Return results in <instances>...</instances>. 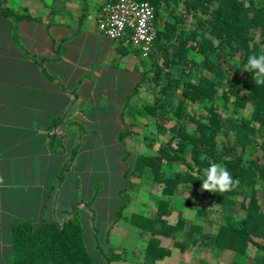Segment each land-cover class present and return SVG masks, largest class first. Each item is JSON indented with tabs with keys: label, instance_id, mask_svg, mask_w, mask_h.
Returning a JSON list of instances; mask_svg holds the SVG:
<instances>
[{
	"label": "crops",
	"instance_id": "crops-1",
	"mask_svg": "<svg viewBox=\"0 0 264 264\" xmlns=\"http://www.w3.org/2000/svg\"><path fill=\"white\" fill-rule=\"evenodd\" d=\"M111 1L0 0V264H11L15 222L29 220L36 228L52 220L63 224L74 209L87 245L86 229L94 230L100 216L105 253L112 255V248L119 253L107 260L90 233L100 252L95 258L88 245L97 263L148 264L150 231L131 219L134 213L156 212H148L147 200L124 198L120 191L134 187L124 175L133 164L130 156L138 152L131 145L139 131L133 127L150 121L142 108L148 102L144 74L150 66L139 49L100 31L102 9ZM4 7L16 14L3 13ZM126 130L130 133L122 141ZM118 148L124 149L117 172L125 183L114 198L122 202L113 219L104 214L106 182L93 183L87 198L62 200L60 174L74 152L68 172L84 151L92 154L91 162L79 169L81 178L92 172L93 158L117 156ZM127 150L131 153L125 160ZM159 238L172 251L155 264H180L181 253L184 264H192L191 252L174 245L173 237Z\"/></svg>",
	"mask_w": 264,
	"mask_h": 264
},
{
	"label": "trees",
	"instance_id": "trees-1",
	"mask_svg": "<svg viewBox=\"0 0 264 264\" xmlns=\"http://www.w3.org/2000/svg\"><path fill=\"white\" fill-rule=\"evenodd\" d=\"M150 1L155 6L157 35L149 56L155 58L164 50L170 61L153 60V77L150 69L144 74L149 86L151 80L157 81L153 101L142 106L155 118L149 121L155 130L145 138L152 146L158 134H169L155 153H138L124 174L131 186L133 174L144 177L149 173L161 190L154 216L134 213L131 219L150 231L146 261L155 264L171 254L172 248L161 245L159 238L166 235L173 237L174 245L182 251L197 236L213 237L220 250L233 251L230 264H264V163L247 157L248 147L258 144V135L264 148V85L256 86L253 74L243 71L250 55L264 53V0ZM164 3L168 12L164 11ZM2 12L16 14L8 7ZM197 53L202 58H197ZM220 89L221 96L233 104L231 110L219 109ZM187 101L202 103L208 113L187 109ZM168 120L173 125L169 126ZM128 133L122 132L120 139L123 141ZM130 153L126 151L125 160ZM211 163L226 166L240 181L231 192H209L212 203L224 206L240 202L242 217L237 221L235 216L223 213L225 221H220L215 232L205 229L201 222L188 225L181 212L175 223L169 222L166 215L174 210L177 188L182 184L201 188L203 169ZM70 166L64 167L61 180ZM124 191H120L121 196H125ZM184 203L192 206L190 198H184ZM207 210L205 206L197 208L198 213L208 217ZM71 213L63 224L52 220L36 228L29 220L15 222L11 264H99L88 248L79 210ZM180 230L185 232L181 240L177 239ZM98 246L101 248L100 243ZM101 250L107 260L119 257L115 248L112 255Z\"/></svg>",
	"mask_w": 264,
	"mask_h": 264
},
{
	"label": "rangeland",
	"instance_id": "rangeland-1",
	"mask_svg": "<svg viewBox=\"0 0 264 264\" xmlns=\"http://www.w3.org/2000/svg\"><path fill=\"white\" fill-rule=\"evenodd\" d=\"M172 6H175L174 3H172ZM166 4L164 3V11L168 12L169 9L165 8ZM162 20V19H161ZM162 50L158 56L153 58V56H147L149 61V69H150V77H153L154 75V69L152 68V62L153 60H156L157 62H164L166 58H169L168 54H165ZM172 51L170 50L169 53ZM150 54V53H149ZM193 54V52H192ZM197 58H202L201 54H196ZM170 61V58L168 59ZM168 61V62H169ZM167 63V62H166ZM164 82V80H163ZM150 85L148 87V94H144L143 98L148 99L149 101H153L154 99V86H157V81L151 80ZM221 89L219 90L218 94V106L219 109L222 111H226L227 109L232 108L233 104L230 102V100H225L221 96ZM155 93V92H154ZM209 104V103H208ZM185 106L187 109L191 110L193 107L194 110H196L199 113L207 114L208 109L202 104V103H194L191 101H187L185 103ZM155 118L153 116H149V120L152 121ZM167 124L169 126L173 125V122L168 120ZM139 130L136 133H133V139L131 141L132 148L135 149V151H144V152H151L155 153L160 146L162 141H165L168 137L167 133L166 135L158 134L157 140H154L152 143V146L148 144V139L145 138V135L147 134H153L152 131L155 130V126L153 124L148 126H134L133 131ZM258 135V134H257ZM256 141L258 144L254 146H249L247 149V157L261 160L262 163H264V148L261 146L262 144V138L259 137V135L256 138ZM123 150L117 149L116 154L117 156H114L113 154L108 157H99V158H93V163L90 165L92 167V172L88 171L85 172L81 178L79 174V169L86 167L92 160L90 154L86 151H84L83 155L76 159V163L71 167L70 171L65 170V176L61 180H59V184L62 186V200L66 198V201L74 200L78 201L80 199L87 198L90 194H88V190L92 189L93 191V183H97L98 181L105 183L107 193L109 197H106L104 199V207L105 211L104 214L108 218L113 219L115 209L119 207V204L122 202V199H117V201H114V198L117 196V192L120 186H122L125 181L122 179V175L119 174V170L122 167V156L119 155L123 154ZM112 153H114L112 151ZM137 153L134 152L132 156H130L129 161L131 163H135L137 159ZM82 154V153H81ZM92 155V154H91ZM72 157L69 158V161L67 164H70L72 161ZM107 162L105 163V161ZM149 174V173H148ZM145 175L144 177H137L134 176V174L131 176V179L133 180L134 187H130L127 189V191L123 193L122 197H127L129 195H133L134 198H138L141 201L147 200L149 213L154 214L156 210H154L159 202V199L161 197V190L158 184H156L149 176ZM124 182V183H123ZM249 192V190H248ZM90 193V192H89ZM128 194V195H127ZM263 193H261L262 195ZM121 196V195H120ZM184 198H190L192 206H189L184 203ZM240 200V197H239ZM262 201L264 202V198H262ZM173 205L174 210L166 215V218L169 219V222L175 223L178 220L179 212H181L185 217L188 218L187 224H191L192 221L196 222H202L205 225V229L215 232L220 224V221L224 222L225 217L223 213L227 215L235 216V219L239 221V219L244 214V209L240 205V202H238L236 205H220L216 203H212L209 192L204 191L201 192L200 188H197L190 184H182L180 185L177 190L176 194L173 197ZM205 206L209 212V216H205L204 214H200L197 212V208H201ZM100 216L98 217V221ZM97 221V222H98ZM95 223V229L92 230L91 227L86 229V237L88 241L89 248L91 250L92 255L99 259L100 252L96 249V247L93 246L92 240L90 239V233L93 235V240L96 243H100L101 248L104 249V240L102 237L101 230L99 228V224ZM94 224V223H93ZM92 230V231H91ZM99 231L97 234L96 231ZM177 237L185 238V232L184 230L178 231ZM213 238V237H212ZM212 238H201L196 237V241L193 242L190 247L187 249V251H190L188 255V261L190 262H201L206 261L210 264H230L231 259L233 257V251L232 250H220L218 247L215 246V244L212 241ZM180 255V264H184L185 260L183 261V258H186L183 253Z\"/></svg>",
	"mask_w": 264,
	"mask_h": 264
},
{
	"label": "built area",
	"instance_id": "built-area-1",
	"mask_svg": "<svg viewBox=\"0 0 264 264\" xmlns=\"http://www.w3.org/2000/svg\"><path fill=\"white\" fill-rule=\"evenodd\" d=\"M99 29L113 39H125L147 57L157 35L155 6L150 0L107 3L102 9Z\"/></svg>",
	"mask_w": 264,
	"mask_h": 264
},
{
	"label": "clouds",
	"instance_id": "clouds-1",
	"mask_svg": "<svg viewBox=\"0 0 264 264\" xmlns=\"http://www.w3.org/2000/svg\"><path fill=\"white\" fill-rule=\"evenodd\" d=\"M253 74L256 86L264 85V53L252 54L248 57L244 70ZM4 183L0 176V185ZM240 181L234 179L228 168L220 163H211L203 169V179L200 191L211 193L231 192L239 187Z\"/></svg>",
	"mask_w": 264,
	"mask_h": 264
},
{
	"label": "water",
	"instance_id": "water-1",
	"mask_svg": "<svg viewBox=\"0 0 264 264\" xmlns=\"http://www.w3.org/2000/svg\"><path fill=\"white\" fill-rule=\"evenodd\" d=\"M65 223V222H64Z\"/></svg>",
	"mask_w": 264,
	"mask_h": 264
}]
</instances>
